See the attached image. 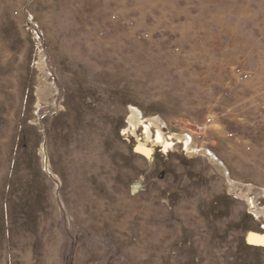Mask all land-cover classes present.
I'll return each mask as SVG.
<instances>
[{
	"label": "rangeland",
	"instance_id": "1",
	"mask_svg": "<svg viewBox=\"0 0 264 264\" xmlns=\"http://www.w3.org/2000/svg\"><path fill=\"white\" fill-rule=\"evenodd\" d=\"M251 233L264 0H0V264H264Z\"/></svg>",
	"mask_w": 264,
	"mask_h": 264
},
{
	"label": "bare ground",
	"instance_id": "2",
	"mask_svg": "<svg viewBox=\"0 0 264 264\" xmlns=\"http://www.w3.org/2000/svg\"><path fill=\"white\" fill-rule=\"evenodd\" d=\"M138 116H139V114L137 112L133 113V115L130 118V122L132 124H135V122L138 121ZM155 122H157V121H155ZM138 150L142 154H148L150 152V150H147V149L142 148V147L138 148ZM229 180L231 181V179H229ZM248 242L253 244V245H258V244L264 245V235L257 234V233H251L248 235Z\"/></svg>",
	"mask_w": 264,
	"mask_h": 264
}]
</instances>
